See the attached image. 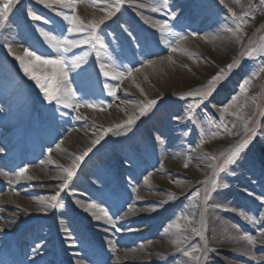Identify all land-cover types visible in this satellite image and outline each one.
Returning a JSON list of instances; mask_svg holds the SVG:
<instances>
[{
	"label": "rangeland",
	"instance_id": "obj_1",
	"mask_svg": "<svg viewBox=\"0 0 264 264\" xmlns=\"http://www.w3.org/2000/svg\"><path fill=\"white\" fill-rule=\"evenodd\" d=\"M131 1L133 2L132 6H127L128 9L120 8L115 16L100 26L98 34L103 39L106 48L100 51L99 58L96 55V49L90 46L73 48L66 53V57L69 59L73 56L83 57L84 62L79 68L69 67V80L76 92V99L89 100L97 105L95 109L81 107L74 110L57 105L55 102L45 101L43 93L35 81L24 75L19 62L4 47L5 44L11 45L12 52L21 56L24 48L36 51L37 54L48 55L51 53L52 50L48 48L38 29L53 31L56 34H60L63 30L64 34H67V22L56 14L61 10L58 6L48 9L43 4L37 3V0H19L5 27L0 29V130H8V134L5 136L0 131V139L9 154L14 153L17 148L21 149L20 154L10 158L14 161V165L7 170L6 180L0 178V198H2L0 199V209L13 211L12 208L6 207L7 202L12 200L7 195V187L10 186L16 191H20L24 187L27 190V193H22L24 196H34L39 200L41 197L46 198L49 191L39 192L33 188L35 186H59L62 183L63 173L59 166L67 167L64 165V160L71 148L78 151L72 157L73 161L76 155H80L84 151L81 148L85 147H82L81 144L87 137L95 139L103 128L120 123L126 120L128 115H131L129 104L135 102L141 104L148 99H156L157 104L154 106V116L151 120L144 121L146 115L140 116L139 120H142L140 126L130 129L117 140H109L114 135L112 133L106 135L96 146L106 147L115 141L117 144L107 147L108 151L102 159L95 160L88 154L77 169L81 170L79 176L74 177L72 181H79L81 185H84L92 174L99 172L103 175L102 168L107 165L108 169L105 168L104 172L108 170L109 174L105 173L103 178L106 181L110 179L111 182L122 181L121 191L123 193L127 194L128 189L134 187L135 190L140 188L145 192V195H150L152 202L136 203L134 206L151 210L153 208L166 209L169 212V215L164 217V225L157 231L144 238L140 237L142 239L132 233L125 239H121L122 241L114 243L116 247L119 248L121 242H128L127 240H131L130 246H135L146 240H154L159 236V233H162L163 239H171L172 242L174 240L181 241L179 244L173 243L172 246L176 248L175 253L182 255L181 263L178 264H183L186 259L192 257L196 264H206V260L211 261L212 264H224L219 249H212L207 240L216 234L215 228H212L215 214L219 210L228 213L231 209L227 203L237 204L241 197L244 198L245 201L238 205L241 213L230 211L227 218L241 235H253L255 228L250 227L251 223L246 217L258 220L259 207H264V204H261L257 199L258 197L264 198V173L262 172L264 170V72H260V68L264 66V55H261V52H264V6L260 5L259 0H238V2L232 0L234 4H231V0H224L223 4L220 0H168L167 8L153 12L151 9L159 6L163 0ZM2 2L3 0H0V3ZM250 3L254 18L250 17L247 24L241 25L242 33L233 36L227 31L229 27L235 28L228 7L240 14L249 9ZM83 6L100 12L92 0H83L78 3L76 14L85 23L91 19V16ZM28 9L44 17L49 23L46 24L43 20L32 21L27 17ZM135 10H138L142 15L137 16ZM63 11L70 12L69 9H63ZM170 12L176 14L175 19L169 17ZM128 14H134L135 17L127 18ZM119 16L123 21L122 23L118 22L116 30L113 31L111 25L117 22ZM143 18L144 20L145 18L156 21L167 20L172 32L176 34L175 37H168V39L175 40L179 36L186 37V41L180 42L183 51L169 52L160 43V34L150 24H146ZM120 26L127 27V32L123 30L124 27L121 31ZM194 33L196 35H193ZM213 33L222 37V41L218 43L222 55L228 51L226 44L233 43L231 48L233 52L230 55H224L223 59H219L217 62H215L217 58H209L207 50L204 49V46H212L210 37L213 36ZM198 38H200L199 42L196 41ZM131 45L135 46V52H133L135 55H130ZM250 49H256L252 57L246 55V51ZM168 56L172 57L178 71H171L167 68V71L163 73H160L158 69L154 73L151 71V66L144 64L145 60H160ZM233 61H237V64L233 66L230 73H224L226 79L213 85L215 90L195 110L194 119H187L185 108L188 103L193 102V98L185 96V99L181 100L180 96L183 94L176 95L177 93L173 92L176 89L170 85L166 86L169 81L179 79V76L185 79L184 74L186 73L192 80L184 83V87H182L184 94L196 90L207 91L209 79ZM100 63L123 65L122 68H117L118 71H126L129 67L140 69L139 72L134 71L132 74V76H138L139 79L132 80V76L122 81L106 78L100 73ZM41 73L42 70L37 68L36 74L40 75ZM252 73H256V75L252 76L250 84L246 86L248 91L241 92L239 85ZM134 81L135 83H133ZM106 83L113 86L118 85L115 88V96L108 95L104 88ZM123 85L125 88L121 89ZM190 85H194V87H190ZM171 93L173 97L170 96ZM234 96L235 100L232 99ZM161 97H165L166 100L160 102ZM33 103L34 111L32 110ZM225 106H228V110L222 113L221 109ZM110 109L119 113L120 116L118 115L119 117L117 116L114 120L110 119L104 114ZM238 109L240 115L245 119H238L236 115L230 114L236 113ZM77 116H80L81 119H76ZM177 117L184 118L177 119ZM136 122L140 121L136 120ZM246 122L249 132L253 128L256 129V136L237 158V162L229 165L226 172L219 173L215 165L218 162L222 163L221 153H224L226 157L229 149L234 148L240 141L247 138ZM225 128L230 130L231 134ZM214 133L215 135H213ZM215 140L223 141L220 143L223 148L219 151L212 149ZM57 144L60 145L59 149L56 147ZM70 144L72 145L70 146ZM49 149L52 150L50 153ZM212 155L217 156L218 160L213 161L206 158ZM2 158L8 160L7 155H2ZM169 159L173 160V164H169ZM120 162L125 164L122 172L117 168ZM185 164L188 166L185 167ZM82 165H84L83 168ZM210 165L212 166L210 167ZM24 166H28L26 175H30L29 167L39 166L40 169H43L37 172V175H43L46 168V172L47 170L54 172L61 178L53 182H25V179H17L19 169ZM149 173L151 175L145 182L144 177ZM13 179L17 180L14 182L17 185H9ZM213 179L217 181L215 190L220 187V183H233L232 188L227 190L224 203L223 200H218L219 202L217 199L213 200L216 193L215 190H212L211 181ZM205 190H212L211 199L207 202L203 199ZM239 190L243 192L242 195L237 194ZM194 191H199L200 195L193 197ZM77 192L82 199L90 197L98 202H104L109 196V192L104 189L86 192L84 189L78 188ZM52 193L54 192L50 191V196ZM85 195L87 197H84ZM170 195L174 198L169 199ZM250 196L253 197L252 200L258 204V207L248 200ZM131 201L128 199L126 204L120 207L116 204L117 198H114L115 204L112 208L110 200L109 207H105V209L114 222L118 223L117 220L129 212ZM191 208L196 209L195 213L191 218L185 216L186 219L183 220L182 216ZM45 213L50 212L48 210ZM90 214L91 212L86 211L72 213L73 216L81 218L86 223V227L89 225H87L84 216ZM10 217L6 215L5 218L18 223ZM192 218L193 222H191ZM27 219H31V216ZM23 221L25 220L19 221V225L24 223ZM193 228L196 229L195 232L192 231ZM261 228L263 226H257L256 230ZM37 229H32L30 234L35 231L39 234L41 228ZM110 230L112 234L110 239L112 240L118 232L123 231V227H120V231H116L113 227ZM89 234L92 246L96 250L101 248L102 245H99L93 238L94 233L89 232ZM67 235L71 236V240H67V243H76L74 233L68 232ZM201 236L205 241L201 242L197 238ZM187 237L196 238L187 244L184 241ZM50 239L49 236L48 242L51 241ZM262 240L264 241V238ZM205 242L208 246L206 254L202 247ZM177 247L180 248V251H177ZM192 249H196L192 256L185 257L183 255L184 250L191 251ZM73 251L76 257L80 253L78 248ZM255 254L264 257V248L258 247ZM223 255L227 256L222 253ZM195 257H199V260ZM78 259L80 260L78 264H95L96 262L95 258L88 254H84ZM229 259L242 264H264V261L258 262L255 258L242 257L241 259L235 255L229 256Z\"/></svg>",
	"mask_w": 264,
	"mask_h": 264
},
{
	"label": "bare ground",
	"instance_id": "obj_2",
	"mask_svg": "<svg viewBox=\"0 0 264 264\" xmlns=\"http://www.w3.org/2000/svg\"><path fill=\"white\" fill-rule=\"evenodd\" d=\"M231 4H234V1L231 0ZM133 2L130 0H123V3L121 5V8H127V6H132ZM85 10L90 14L91 19H99L103 13L97 12L95 9H92L91 7L83 6ZM128 9V8H127ZM135 13H137V16H141L142 14H139L138 10H135ZM122 14V12H121ZM132 16L135 17L133 14ZM121 17H124L121 15ZM119 16L117 22L111 25L113 28V31L116 30V26H118V22L122 23V19ZM144 20V18H143ZM148 20V21H147ZM145 18V23L152 25L153 22H155V19H147ZM124 27V26H122ZM122 27L120 26V30L122 31ZM127 27H124L123 30L125 31ZM10 31V30H9ZM127 32V31H126ZM214 32V31H213ZM210 44L212 46L206 47L204 46V49L207 50V56L209 58H217L215 62H217L219 59H223L224 55H230L233 51H231L232 48V42L231 45L226 44L228 51L222 55V51L218 46V43L222 41V37L219 36L217 33H213V36L210 37ZM200 38H198L196 41L199 42ZM186 41V40H185ZM188 41V40H187ZM226 42V40H225ZM221 44V43H220ZM130 49H132V52L130 55H135V46L131 45ZM225 51V49H223ZM226 55V56H227ZM157 63L155 65L151 66V71L156 72L158 69L160 73H163L167 71V68H169L171 71H178L176 64H174V60L172 59L171 62H169L167 59H160L155 60ZM220 62V61H219ZM218 64V63H217ZM216 64V65H217ZM218 66V65H217ZM208 70V68H206ZM210 70V69H209ZM153 73V74H154ZM155 75V74H154ZM185 79H183L182 76H179V79L176 78L173 81H169V83L166 85H170L173 89H176V95L184 94L182 91V87H184V83L189 82V80H192L187 74H184ZM132 80H138V76H132ZM135 83V81L133 82ZM200 83V82H199ZM128 84V83H127ZM175 87V88H174ZM190 87H194V85H190ZM189 87V88H190ZM125 88L123 85L121 89ZM186 93V92H185ZM169 94V93H166ZM172 94V93H171ZM170 96L173 97V94ZM170 98V97H167ZM166 98L161 97L160 102L165 101ZM131 114L137 113L138 108L141 106L139 102H135L132 104H129ZM155 107H153L149 112H147L145 120H147L148 117L153 115ZM106 116H108L110 119L114 120L119 115L117 112L113 111L112 109L108 110L106 113H104ZM120 116V115H119ZM118 116V117H119ZM140 118V117H139ZM140 122H136L134 125L131 126L132 128L138 127L139 124H141L142 120L137 119ZM3 136L8 134V130H0ZM129 131V130H128ZM121 130L120 134L118 135H112L109 140H117L118 138H121L123 135L126 134V132ZM94 138H88L84 140V142L81 144V149H86L88 147H91V142ZM108 140V141H109ZM215 145L212 146V149L215 151L221 150L223 147L220 144L221 140H215ZM117 142L112 143L111 145H108L106 147L104 146H95L92 148V151L89 153V156L95 160L102 159L103 156L106 155L109 146L116 145ZM72 144H70L71 146ZM0 148H3L4 151L0 152V178L2 177L5 179V175L8 174L7 170L14 165V161L10 158L12 156L8 153V160H4L2 158V155H7V149L4 148L3 142L0 139ZM68 150V149H67ZM19 151V150H18ZM17 151V153H18ZM76 152V149L71 148L69 150V154L66 156L64 160V165L68 166L72 163V157L74 156ZM94 161V160H92ZM169 164H173V160L169 159ZM98 163V162H97ZM42 164V163H41ZM100 165V164H99ZM125 167V164L123 162L119 163V170H121ZM108 169L107 165L102 168V174L105 175V173L109 174V171L107 170L104 172V169ZM39 166H32L29 167L30 176L33 177V179L28 180L25 179V182H47V181H55L58 177L54 172L48 171L46 172V168L44 169L43 175H37L40 169ZM264 173V170L262 171ZM84 173V172H83ZM36 175V176H35ZM103 175H101L99 172H96L95 174H92L91 177L87 180V183L84 185H81L77 181H72L69 185V188L63 192H61L60 200L63 204V207L60 209H57V216L55 220H45L43 223L38 224L37 227H41L42 225L51 222V227L53 225H57V227L60 228L61 232L63 234L68 232V228H71L75 232V236L77 239V243H66V262L67 264H78L80 260L78 258H81L84 256V254L91 255L95 258V264H178L181 263L182 255L180 253H175L176 248L172 247L173 242L171 239H163L164 236L162 233H159V236H157L154 240H146L144 242L137 243L135 246H130V241L128 242H121V246L118 248L114 243H117L118 241H122L125 239L128 235L134 233L138 238L145 237L146 235L151 234L154 231H157L163 224L164 217L169 215V212L167 210H161L160 208H155V211H152L151 209H147L144 207H136L134 204L136 203H148L152 202V199L150 198V195H145L144 191H141L140 188H136L135 193L133 191V188L128 189V193H123L121 191V182L122 181H116L111 182L110 179L106 181L103 178ZM6 180V179H5ZM17 180L13 179V181L10 182L9 185H17ZM4 182V181H3ZM2 183V181H1ZM4 184V183H3ZM233 183L224 184L220 183V187H218L215 190V194L213 196V200L222 201L223 203L226 200V193L227 190L232 188ZM6 185V183L4 184ZM24 185V184H23ZM22 187V186H21ZM78 188L84 189L86 192H94V190L104 189V191L109 192V196H107V199H105L104 202H98L96 200H93L92 198L88 197L87 199H82L78 195ZM36 191H43L47 190L55 192L58 189V186H49V187H41V186H35L33 188ZM27 190L22 187L20 191H16L11 189L10 187H7V195L12 199L9 203L7 202V206L9 208H12L13 211H6L4 209H0V264H48V259L52 255V248L50 247V244L48 242V236H47V230L44 229L41 232L43 233V236L41 233L39 235L36 234H30L28 235L27 230L23 237L21 239H17L16 233L18 229L21 227L19 225V221L25 220L24 223L31 221L32 219H39L41 217H44L48 214H51L54 209L48 208L46 211L49 210L50 213H45L46 211H39L42 207L40 200L38 198H35L34 196H24L22 193H27ZM139 191V193H138ZM99 192V191H97ZM46 194V197H49L50 194ZM54 194V193H52ZM108 194V193H107ZM237 194L242 195V191H238ZM84 197H87L85 195ZM114 198H117V205L122 207L126 204L128 199H131L132 205L130 206L132 211L129 213L127 212V215L121 217L118 219L117 227H123L122 232H118L117 236L115 235L114 238L111 240L112 234L111 228L112 226L106 222L105 219L96 220L94 219L92 212L90 215L84 216V218L87 221V224L89 225V231L93 232V238L97 241L99 245H102L99 250H96L92 246V241L87 237V235L81 231L80 229H77L76 227V221L74 219V216L72 213L74 211L83 213L85 210L84 208L87 207L89 203H96L100 205L101 207H109L108 204L110 200L111 208L115 204ZM133 198V199H132ZM252 196L248 198V200L251 201V203H254V206L258 207V204L252 200ZM2 199V198H0ZM218 201V202H219ZM244 198H240L239 202L237 204H232V202L227 203L230 207V211H233L234 213L240 214L241 210L239 209V206L242 202H244ZM9 204V205H8ZM129 207V208H130ZM214 209V207H213ZM96 212V215H101L98 210H93ZM196 209L191 208L186 211V213L182 216L183 220L185 216L187 218H191L193 214L195 213ZM228 211V215L229 212ZM264 211V207H259V213ZM155 214L158 216H155ZM6 215L11 216V219H15V221H18V223L8 220V218H5ZM225 215V216H222ZM226 213V211L219 210L217 214H215L214 220L215 222L212 224V228H215L216 234L215 236L211 237V239H207L209 242V246L212 247V249H219L221 252V259L224 264H242L240 262H236L234 260L229 259V256H238L242 259L243 258H255L258 262H263L264 257L261 255H256L255 250L259 248H264V241L262 240L264 237L260 236V232L262 229H264V222H257V223H251L250 227L255 228L254 236L257 240L256 245L253 247L252 245H248L246 241L239 240L238 237L241 235L239 230L233 225V223L228 220L227 217H229ZM31 216V219H27V217ZM224 217V218H223ZM226 219V220H225ZM236 219V218H235ZM254 219V218H252ZM257 220V219H254ZM114 221V220H113ZM259 221V218L258 220ZM193 222V218L191 220ZM23 223V224H24ZM257 226H263V228L256 230ZM36 228V227H32ZM31 228V229H32ZM131 229V230H130ZM67 230V231H65ZM27 233V234H26ZM105 233V234H103ZM251 235V234H249ZM66 237V236H65ZM196 237H187L184 239L185 243L189 244L193 239ZM199 240H203V236L197 237ZM122 239V240H121ZM142 239V238H140ZM215 241V242H213ZM215 243V245H213ZM217 243V244H216ZM37 245H40V248L38 249V252L34 255L32 252V249L35 248ZM129 245V246H128ZM79 246V247H78ZM81 248L79 255L76 257L75 252H73L72 249L74 248ZM205 247V245H204ZM223 254H226L227 256H222ZM183 264H196L194 257L186 259V261ZM209 264V263H207Z\"/></svg>",
	"mask_w": 264,
	"mask_h": 264
},
{
	"label": "snow or ice",
	"instance_id": "obj_3",
	"mask_svg": "<svg viewBox=\"0 0 264 264\" xmlns=\"http://www.w3.org/2000/svg\"><path fill=\"white\" fill-rule=\"evenodd\" d=\"M83 2V0H37V3L43 4L45 8L54 9L56 6L61 9L57 11V15L62 17L63 21L67 22L66 33L62 30L60 34H56L53 31H44L43 29H38L41 37L44 42L47 44L48 48L52 50L48 55L37 54L36 51L30 50L29 48H24L23 55H16L12 52V47L9 44H5L10 54H12L16 61L19 62L20 69L23 71L25 76H28L31 80H34L37 87L43 93V98L45 101L52 103L55 102L57 105H62L65 108H73L74 110H78L81 107L95 109L97 105L90 102L89 100H77L76 92L72 88V84L69 80V67L75 69L79 68L81 63L84 62L82 56H73L70 59L66 57V53H68L73 48H80L82 46H90L93 49H96V55L100 57V51L106 48V45L98 34L100 30V26L103 25L106 21L110 20L113 16L116 15L120 11L123 0H92V3L99 8V10L103 13V15L99 19H90L85 23L77 14H76V5L78 3ZM223 4L224 0H220ZM238 2V0H235ZM19 3V0H3L0 3V29H3L10 18V14L13 12L14 7ZM260 5L264 6V0H259ZM143 6V5H141ZM168 7V0H163V2L157 6L153 7L151 10L153 12L160 11L162 8ZM227 7V6H226ZM63 9H69L70 12L66 13ZM228 12L231 14L232 21L235 24V28L229 27L227 29L228 32L232 33L233 36H237L242 33L243 29L241 25L247 24L248 19L250 17L254 18L253 9L251 3L249 4V9L240 14H237L231 7H228ZM27 17H29L32 21H41L44 23H49L48 20L44 19V17L37 15L33 10H27ZM169 17L171 19L176 18V14L174 12L169 13ZM159 34H160V43L163 44L165 48L168 49L169 52H181L183 51L180 47V42L185 40L186 37L179 36L178 39L170 40L168 37H175L176 34L172 32V29L169 26V22L167 20H158L152 23L151 25ZM127 31V29H125ZM193 35H196L195 33ZM79 37V38H71V37ZM256 49H250L246 51V55L252 57L255 53ZM261 55H264V52H261ZM169 62L172 61V57L168 56L166 58ZM157 61L148 59L144 61L145 65H155ZM237 64V61H233L225 65L224 68H221L220 71L212 76L207 82V91L196 90L189 91L180 96V99H185V96L193 98L192 103H188L185 108V115L187 119L193 120L195 110L204 102V99L211 95V92L215 89L213 88L214 84L219 83L220 81L226 79L224 73H230L233 69V66ZM118 67H123V65H114L112 63H100L99 69L100 73L111 80L114 81H122L123 79L132 76L133 72H139L140 69L127 68L126 71H118ZM39 68L42 70L40 75L36 74V69ZM260 72H264V66L260 68ZM256 73H252L248 79H245L240 85L241 92H247V85L250 84L252 76H255ZM117 86L104 84V88L107 90L108 95L115 96L116 91L115 88ZM233 100L236 97H232ZM156 99H148L146 102H142L141 106L138 108L137 113L128 115L127 119L116 124H112L110 127L103 128L100 131V134L92 140L91 147L86 148L80 155H76L70 165L67 167L59 166L60 171L63 173L62 183L58 186V189L49 197H41L40 203L42 207L38 209L39 211H46L48 208L51 209H60L63 207L61 203L60 196L61 192L67 190L69 185L71 184L74 176L76 175V170L80 167V162L84 160V158L92 151V148L100 143L101 140L104 139L106 135L112 133L114 135L120 134L121 130L128 131L131 129V126L136 123V120L139 119L140 116L146 115L154 106H156ZM243 107V106H241ZM102 108V106H101ZM228 110V106H225L221 109V112H225ZM232 115H236L238 119H245L242 115H240L239 109L236 113H230ZM184 117H177V119H183ZM76 119H81L80 116H77ZM235 127V125H234ZM226 131L230 130L225 128ZM245 131L247 134V138L240 141L234 148L228 150V154L225 157L224 153H221L222 163L218 162L215 167L218 169L219 173H223L227 171L229 165H232L237 162V158L240 157L241 153L248 147L251 143L252 139L256 136V129L253 128L250 132L248 131L247 122L245 123ZM215 135V133L213 134ZM203 143V140H201ZM57 149L60 148V145L57 144ZM4 149L0 148V152H3ZM49 153L52 151L48 150ZM207 159L217 161L218 158L215 155L207 156ZM185 167L188 165L185 164ZM212 165H210L211 167ZM28 170V166H24L19 169L17 173V179H33L32 176L26 175ZM144 177L145 182L148 181L149 176ZM216 175V173H214ZM212 190H215L217 186V181L213 179L211 181ZM212 190H205L203 199L205 202L211 199ZM135 191V189H133ZM199 191H194L192 193L193 197L199 196ZM172 195L169 196V199H173ZM261 204H264V198L258 197ZM166 202V201H165ZM86 212H92L94 219L101 220L105 219L108 224H110L116 231H120V228L117 227L116 223H114L113 218L109 215V212L96 203H89L87 207L84 208ZM93 210H98L101 215H96V212ZM156 209L153 208L152 211ZM131 212V207L129 208ZM127 215V213H126ZM186 219V218H185ZM250 223L264 222V211L259 214V221L254 220L250 217H246ZM67 231V230H65ZM193 232L196 231L195 228L192 229ZM260 236L264 237V229L261 230ZM66 239L71 240V236L67 235ZM239 240L246 241L248 245L255 246L257 240L254 236L249 234H243L238 237ZM174 244H179L181 241L174 240ZM40 245H37L32 249L33 254L35 255L38 252ZM205 248H207V242H205ZM177 251H180V248L177 247ZM196 249H192L191 251L184 250L183 255L185 257L192 256V253L195 252ZM195 259L199 260V257H195Z\"/></svg>",
	"mask_w": 264,
	"mask_h": 264
}]
</instances>
